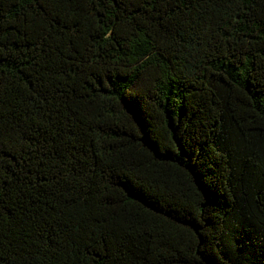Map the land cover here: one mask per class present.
<instances>
[{
    "label": "trees",
    "instance_id": "obj_1",
    "mask_svg": "<svg viewBox=\"0 0 264 264\" xmlns=\"http://www.w3.org/2000/svg\"><path fill=\"white\" fill-rule=\"evenodd\" d=\"M264 0H0V264H264Z\"/></svg>",
    "mask_w": 264,
    "mask_h": 264
},
{
    "label": "snow or ice",
    "instance_id": "obj_2",
    "mask_svg": "<svg viewBox=\"0 0 264 264\" xmlns=\"http://www.w3.org/2000/svg\"><path fill=\"white\" fill-rule=\"evenodd\" d=\"M262 159H264V157H262Z\"/></svg>",
    "mask_w": 264,
    "mask_h": 264
}]
</instances>
